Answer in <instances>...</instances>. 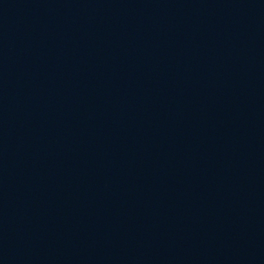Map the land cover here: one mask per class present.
Listing matches in <instances>:
<instances>
[{
    "label": "water",
    "instance_id": "95a60500",
    "mask_svg": "<svg viewBox=\"0 0 264 264\" xmlns=\"http://www.w3.org/2000/svg\"><path fill=\"white\" fill-rule=\"evenodd\" d=\"M0 264H264V0H0Z\"/></svg>",
    "mask_w": 264,
    "mask_h": 264
}]
</instances>
